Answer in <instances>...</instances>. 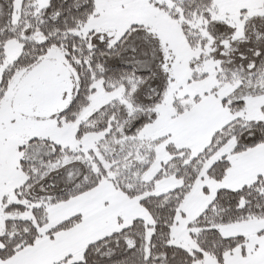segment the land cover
<instances>
[{
  "label": "snow or ice",
  "instance_id": "1",
  "mask_svg": "<svg viewBox=\"0 0 264 264\" xmlns=\"http://www.w3.org/2000/svg\"><path fill=\"white\" fill-rule=\"evenodd\" d=\"M0 264H264V0H0Z\"/></svg>",
  "mask_w": 264,
  "mask_h": 264
}]
</instances>
